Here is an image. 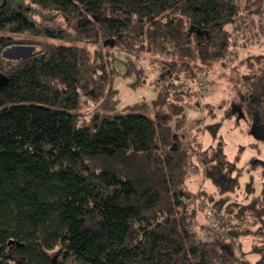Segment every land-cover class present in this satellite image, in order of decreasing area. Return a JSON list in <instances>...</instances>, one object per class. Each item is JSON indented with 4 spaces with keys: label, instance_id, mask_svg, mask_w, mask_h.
Returning <instances> with one entry per match:
<instances>
[{
    "label": "trees",
    "instance_id": "obj_1",
    "mask_svg": "<svg viewBox=\"0 0 264 264\" xmlns=\"http://www.w3.org/2000/svg\"><path fill=\"white\" fill-rule=\"evenodd\" d=\"M245 43H264V0H0V264H264V185L238 192L220 123L196 154L211 190L186 188L195 94L176 86L224 70L264 133V54L239 57ZM99 44L148 57L151 104L118 107ZM12 45L33 54L8 64ZM125 73L146 83L142 65Z\"/></svg>",
    "mask_w": 264,
    "mask_h": 264
},
{
    "label": "rangeland",
    "instance_id": "obj_2",
    "mask_svg": "<svg viewBox=\"0 0 264 264\" xmlns=\"http://www.w3.org/2000/svg\"><path fill=\"white\" fill-rule=\"evenodd\" d=\"M96 17L95 19H97ZM50 43H64L59 40L39 39ZM83 45V44H82ZM110 49L113 59V68L115 75L112 79L113 87L118 91V107L143 101L151 104L156 97V77L149 71L151 65L149 59L143 65L137 59L134 52L125 51L109 45H91V49ZM264 54V43L251 44L245 43L238 50L239 57L246 55ZM148 59V61H147ZM134 64L136 67L142 65L147 69L146 83L137 89L130 87L129 83L134 77L133 73L126 74V64ZM12 64V63H11ZM152 69V68H151ZM222 72V73H221ZM224 70L212 72L208 77V89L199 95L192 96L189 99L190 107L185 109L187 126L183 131V139L191 145L192 159L188 169V177L185 181L186 188L190 192H198V190H211L208 181L203 180L202 173L199 170V163L196 159V154L200 150L207 149L216 145V140L211 136L210 132L205 128L206 125L220 123L218 128V138L223 144V151L227 159L234 163L240 169L238 183V192H243L245 184L252 181L255 196L260 194L261 188L264 185V133H261L259 127L255 126L253 121L238 114L237 102L235 93L229 85ZM203 76L198 74L194 81L178 80L176 86L178 91H187L190 85L195 89L198 86ZM185 86V89L183 88ZM196 105H195V101ZM87 104L82 103V109L86 108ZM208 218V217H207ZM205 216H200L199 221L205 224L207 222ZM250 247L245 242L244 246L238 252L249 261H255L256 255L250 253Z\"/></svg>",
    "mask_w": 264,
    "mask_h": 264
},
{
    "label": "water",
    "instance_id": "obj_3",
    "mask_svg": "<svg viewBox=\"0 0 264 264\" xmlns=\"http://www.w3.org/2000/svg\"><path fill=\"white\" fill-rule=\"evenodd\" d=\"M32 54V48L24 45H12L3 51V57L8 64L24 60L30 57ZM3 82H5V78L0 75V85Z\"/></svg>",
    "mask_w": 264,
    "mask_h": 264
},
{
    "label": "built area",
    "instance_id": "obj_4",
    "mask_svg": "<svg viewBox=\"0 0 264 264\" xmlns=\"http://www.w3.org/2000/svg\"><path fill=\"white\" fill-rule=\"evenodd\" d=\"M183 88L185 89V86H183ZM188 89H191V91L195 94V95H199L201 93H204V91H206L207 89V85H203V84H199L198 86L195 87V89H193V86L190 85L188 87ZM187 89V90H188Z\"/></svg>",
    "mask_w": 264,
    "mask_h": 264
}]
</instances>
